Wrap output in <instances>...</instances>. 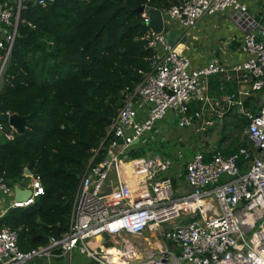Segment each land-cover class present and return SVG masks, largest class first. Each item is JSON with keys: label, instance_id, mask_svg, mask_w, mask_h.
Returning a JSON list of instances; mask_svg holds the SVG:
<instances>
[{"label": "built area", "instance_id": "built-area-1", "mask_svg": "<svg viewBox=\"0 0 264 264\" xmlns=\"http://www.w3.org/2000/svg\"><path fill=\"white\" fill-rule=\"evenodd\" d=\"M27 1L0 0V25L6 29L0 39V79ZM32 1L42 7L54 2ZM223 13L240 27V50L246 59L230 67L211 60L192 69L189 59L168 43L164 31L148 28L149 71L111 120L91 161L101 148L103 159L90 162L80 177L68 231L59 238L50 237L45 246L22 251L17 232L0 226V264H27L36 259L72 264L74 252L90 264H264V96L259 115L243 114L248 147L230 155L213 153L208 162L198 150L184 163L186 194L175 193L170 157L127 155L134 141L169 112L177 117L180 129L201 133L222 121L228 111L242 113L247 96L264 95V25L249 14L246 5L238 0H183L165 10L164 28L177 24L184 33L190 32L201 18ZM141 17L148 26L146 9ZM215 75L248 82L249 90L211 97L208 83ZM134 97L148 107L141 122L135 119ZM209 116L213 119H204ZM0 133L12 140L16 131L0 122ZM223 173L234 178L220 180ZM13 188L0 176V194L10 195ZM105 188L110 192L104 193ZM29 190V197L12 201L10 209L27 208L44 194L39 176H31ZM103 233L109 235L108 240L101 237ZM147 233L153 242L145 237ZM157 236L168 245L163 247ZM128 237L140 242L135 244ZM151 244L158 246L159 258L147 249L143 260L141 247Z\"/></svg>", "mask_w": 264, "mask_h": 264}, {"label": "trees", "instance_id": "trees-1", "mask_svg": "<svg viewBox=\"0 0 264 264\" xmlns=\"http://www.w3.org/2000/svg\"><path fill=\"white\" fill-rule=\"evenodd\" d=\"M182 1L54 0L53 9L36 5L20 12L18 37L0 79V114L26 122L12 140L0 134V176L14 187L28 170L44 189L33 205L0 218V226L17 232L20 250L45 246L68 231L83 164L103 159L101 148L91 161L127 95L149 71L148 26L137 9L164 11ZM80 53V60L67 58ZM237 146L232 142L222 154ZM210 157L205 154L204 161Z\"/></svg>", "mask_w": 264, "mask_h": 264}, {"label": "crops", "instance_id": "crops-1", "mask_svg": "<svg viewBox=\"0 0 264 264\" xmlns=\"http://www.w3.org/2000/svg\"><path fill=\"white\" fill-rule=\"evenodd\" d=\"M9 1L12 2V0ZM238 1L246 5L249 14L264 25V0ZM164 12L165 10L162 11V14L165 17ZM228 16L227 13L205 16L197 22L196 28L190 32H185L183 37L174 41L175 43L173 47L189 59L192 69L203 67L211 60H215L218 63L230 67L241 63L246 59V55L240 50L242 31L240 27L236 26L229 19ZM165 30L175 33L181 31L177 24H171L169 27H165ZM5 33L6 29L0 25V39L4 37ZM182 40H184V43H181ZM248 90V82L244 83L239 79L227 80L219 75L212 76L208 83V93L211 97L220 96L224 93H237L239 91ZM263 96V93L247 96L245 98V105L242 113L228 111L224 115L222 121L216 123L217 125H209V129L201 133L196 132L193 128L180 129L176 123L177 117L169 112L151 131L144 133L131 145L127 155L132 158H139L158 154L170 157L172 161L181 162L176 166L177 170L174 174H171L170 172V176L176 195L186 194L189 188L182 175L184 173V163L198 150L205 154H210L211 156L216 152L222 154L223 150L229 149L228 146L232 142L238 144L237 147L241 146L243 142H247L248 144V139L245 135L243 140L238 139L237 141L228 142L224 137L221 139V132H223V130L225 132L230 130V128L225 129L226 123H229L230 125V123H233L234 121L245 122V117L243 115L245 111L256 113L263 103ZM133 100H135V119L137 122H141L146 118L148 107L140 104L137 97H134ZM204 119H213V117H204ZM222 123H225L223 129L221 127ZM216 132L217 134H215ZM0 134L3 135L2 133ZM213 135L214 139L212 138ZM187 150L190 152L189 157H185V152ZM134 155L135 157H133ZM175 158H177V160H175ZM24 176L27 179H23L21 182L17 183L14 188H19L21 190L29 189L31 175ZM23 200L24 199L18 201ZM12 201H16L14 199L13 191L10 195L0 194L1 216L10 209ZM74 256L78 261L83 257L82 255H77V253H75ZM83 258L87 263L80 261L79 264H90L85 257Z\"/></svg>", "mask_w": 264, "mask_h": 264}, {"label": "water", "instance_id": "water-1", "mask_svg": "<svg viewBox=\"0 0 264 264\" xmlns=\"http://www.w3.org/2000/svg\"><path fill=\"white\" fill-rule=\"evenodd\" d=\"M27 6H32L35 7V1L32 0H28L26 2ZM51 9H53V5L49 6ZM146 9V12L148 14L149 17V22H148V28L152 29L155 33H161L164 31V36L166 37L168 43L171 46H174V41L178 40L180 37H183L184 31L181 30L178 33L175 32H171L169 30H165L164 28V19H163V14L162 11L156 8H152V7H144L141 6L137 9L138 12L142 13L144 10ZM18 37V35H17ZM181 43H184V40H182ZM150 52H152V49H149ZM67 58L69 59H73V60H80L81 59V53L76 55V56H70L68 55ZM124 96H126V93L124 92ZM127 98H130V95H127ZM257 115H259V111L256 112ZM0 122L3 123H8L9 125H11L16 133L21 134L24 131V127H25V122H26V118L25 117H21L17 114H11L8 117L3 116L2 114H0ZM209 129V128H208ZM215 129V128H214ZM217 134V132L215 133ZM212 138L214 139V135L212 136ZM199 139V138H197ZM135 143V141H134ZM109 156L106 155L105 159L109 160ZM175 160H177V158H175ZM84 167H87V163L83 164ZM24 175L28 176L30 175L28 170H24ZM233 176H227L225 173L221 174L219 176L220 180H230L233 179ZM104 193H109L110 192V188H105ZM13 193H14V199L16 201L18 200H22V199H27L30 195V190L29 189H19V188H14L13 189ZM101 237L104 238V240H108L109 239V235L106 233H103L101 235ZM131 264H134L133 262Z\"/></svg>", "mask_w": 264, "mask_h": 264}, {"label": "rangeland", "instance_id": "rangeland-1", "mask_svg": "<svg viewBox=\"0 0 264 264\" xmlns=\"http://www.w3.org/2000/svg\"><path fill=\"white\" fill-rule=\"evenodd\" d=\"M15 0H12V2H14ZM224 126H225V123H222L221 124V127H222V129L224 128ZM242 128V130H241V128ZM244 127H245V124L243 123V122H233V123H230V125H229V123H226V127H225V129H229L230 128V130L228 131V132H225L224 130H223V132H221V139H223V137L224 138H226V140L228 141V142H231V141H237L238 139L239 140H243L244 139V137L246 136V134H245V131H244ZM219 129V128H218ZM244 131V132H243ZM244 133V134H243ZM245 135V136H244ZM189 150H187L186 152H185V157H189L190 155H189ZM183 160H184V158H183ZM181 162H177V161H173V163H172V168H171V174H174L175 172H176V170H177V168H176V166L178 165V164H180ZM25 179H27V178H24V180ZM145 237H147V238H149V240L151 241V242H153V240H152V238H151V234L150 233H147L146 235H145ZM128 239L130 240V241H132L133 243H139L140 242V239H138V238H136V237H128ZM157 240L158 241H160V243H161V245L164 247V245H168V243L167 242H164L163 241V239L160 237V236H157ZM158 246H154L153 244H151L150 246L149 245H145V246H142L141 247V252H142V254H141V257L143 258V260H144V258H145V254H144V252H145V250H147V249H151V250H153V252L154 253H156V255H155V257L156 258H159V255L157 254V250H156V248H157ZM175 251V253H176V250H174ZM75 253H77V252H74L73 254H72V264H79L80 263V261H84L83 259V257H81L80 258V260L78 261V260H76L75 259ZM77 255H79L78 253H77ZM83 263H87L86 261H84Z\"/></svg>", "mask_w": 264, "mask_h": 264}]
</instances>
